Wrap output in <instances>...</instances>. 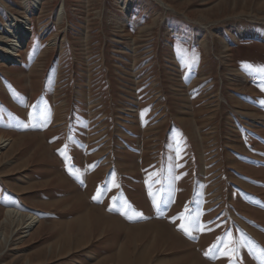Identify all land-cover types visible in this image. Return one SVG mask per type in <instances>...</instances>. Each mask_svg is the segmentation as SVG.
<instances>
[{
	"label": "rangeland",
	"instance_id": "obj_1",
	"mask_svg": "<svg viewBox=\"0 0 264 264\" xmlns=\"http://www.w3.org/2000/svg\"><path fill=\"white\" fill-rule=\"evenodd\" d=\"M36 1L0 0V264H117L164 220L192 251L131 264H264V0Z\"/></svg>",
	"mask_w": 264,
	"mask_h": 264
},
{
	"label": "bare ground",
	"instance_id": "obj_2",
	"mask_svg": "<svg viewBox=\"0 0 264 264\" xmlns=\"http://www.w3.org/2000/svg\"><path fill=\"white\" fill-rule=\"evenodd\" d=\"M37 2L38 0L36 1V4ZM127 3L125 4L128 5ZM10 27L11 30H8L9 33H7L9 42L4 44L5 48L2 56V61L8 64L17 63L19 61V59L17 58L18 52L24 45L25 40L29 35L27 33L29 30V23L27 19H24L20 22H16V24H11ZM8 144H9L8 140L5 139L3 136H0V149L5 148ZM6 216H7L6 221L7 219H11L14 221V223L23 225L25 233H29L34 227H36V224L38 222L37 217H35L34 214H26L21 210H18L17 208H8L6 211ZM174 228L175 227L172 226L167 220H164L162 222L150 221L146 225V227L142 228V230L138 232L132 231L130 235L127 237V242L128 244L131 245L132 247L131 252L135 253V255L133 258H130L126 253V247H124L121 249L122 253L119 252L118 254L119 258L117 264H131L130 260L131 262H133L137 256L145 253L148 247L150 248V250H152L153 254L157 252L160 253L162 249L156 250L157 246H159L160 244H164L163 248L164 250H166L167 247L171 246L172 243L178 244L176 243L177 242L176 240H181L183 244L187 246V248L185 247V249L184 248L182 249L181 246L177 251L173 250L174 251L173 253L185 257V255L190 253L192 249L189 247V243L185 241L183 237H181L178 233L177 235L175 234L176 233L175 229L177 228L175 229ZM172 231L175 233H173ZM4 236L5 235H2V237ZM172 236H174L175 239L169 240ZM109 258H112V256ZM115 260L116 258L113 261ZM106 261L107 260H104L101 264H105ZM193 264H208V262L206 261L202 262L201 258H198L197 256Z\"/></svg>",
	"mask_w": 264,
	"mask_h": 264
},
{
	"label": "snow or ice",
	"instance_id": "obj_3",
	"mask_svg": "<svg viewBox=\"0 0 264 264\" xmlns=\"http://www.w3.org/2000/svg\"><path fill=\"white\" fill-rule=\"evenodd\" d=\"M94 199H96V197H93ZM181 227H183V225H181Z\"/></svg>",
	"mask_w": 264,
	"mask_h": 264
}]
</instances>
